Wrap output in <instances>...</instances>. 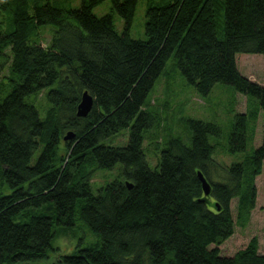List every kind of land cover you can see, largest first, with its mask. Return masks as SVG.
<instances>
[{"label":"trees","instance_id":"trees-1","mask_svg":"<svg viewBox=\"0 0 264 264\" xmlns=\"http://www.w3.org/2000/svg\"><path fill=\"white\" fill-rule=\"evenodd\" d=\"M105 1L82 0L79 8L65 9L62 0H0V10L10 14L8 26L0 27V57L9 58L11 49L10 92L3 95L0 85V165L13 189L0 197V264L50 260L52 242L76 221L98 240L53 264H264L257 236L232 257L219 249L236 234L237 223L245 228L252 218L264 138L221 174L210 141L221 134L216 123L189 120L191 145L169 138L154 169L144 146L163 122L149 96L175 57L173 67L199 96L226 84L247 98L229 138L230 152L247 150L260 114L264 119V87L240 73L236 57L264 55V0H149L146 41L130 35L139 0H109L112 12L96 16ZM114 12L125 23L122 33ZM46 26L54 28L44 47ZM85 91L95 104L79 118ZM42 93L44 116L28 101ZM126 130L127 145L105 143ZM71 131L76 137L65 141ZM118 164L120 178L95 193L96 171ZM198 172L211 183L209 200L220 211L201 201Z\"/></svg>","mask_w":264,"mask_h":264},{"label":"rangeland","instance_id":"rangeland-1","mask_svg":"<svg viewBox=\"0 0 264 264\" xmlns=\"http://www.w3.org/2000/svg\"><path fill=\"white\" fill-rule=\"evenodd\" d=\"M149 0H139L133 21L130 35L137 40H147L146 27V11ZM159 2V0H153ZM63 8L77 9L81 6L82 0H62ZM0 27H6L9 24V13L0 10ZM112 12V4L109 0L103 2L94 9L96 16H103ZM114 21L117 30L122 33L125 30L123 19L114 12ZM53 26H46L41 30L42 43L46 47L52 38ZM222 38L221 33H219ZM9 58L0 57V85L3 83V95L10 92L9 80L5 78L9 75V66L11 63V49L6 51ZM237 65L240 73L252 82L256 81L263 84L264 87V55H237ZM7 59V61H5ZM176 63L175 57H172L166 66L164 73L157 80L153 91L149 96L152 102L150 106L154 111H158L161 119H163L160 129H154L147 136L145 141V150L147 160L152 169L156 167L158 158L161 153L159 147L171 137H180L187 145H191V129L189 120H203L213 122L220 126L221 134L219 137H211L210 141L216 146V152L213 155L218 163V167H214L217 172L222 173L226 166H231L236 162H243L245 158L252 155L258 149L264 138V119L260 114L254 140L248 143L247 150L242 153H232L229 148V138L234 125V118L237 113H245L247 110V98L236 92L232 86L226 84H216L208 97H201L196 89L189 85L183 77L181 71L173 66ZM4 78V79H3ZM28 101L32 102L44 116L45 109L48 106L47 98L44 93L39 96H31ZM66 134V133H65ZM158 138V139H156ZM129 140V131H123L120 135L114 136L105 141L106 144L112 146H125ZM153 142L160 144H153ZM63 150V145L61 146ZM43 150L41 144L36 151L33 163H35ZM123 168L118 164L111 171H96L92 180L94 192L103 187L107 182L119 179L120 170ZM214 181H218L216 176H211ZM257 201L256 208L253 210L252 218L247 227L242 228L236 224V234L228 239L223 245L219 246L222 256L232 257L238 251L244 249L250 240L257 236L259 239V252L264 254V165L263 172L256 178ZM13 189L10 188L4 177V167L0 165V197L11 195ZM237 205L238 200L234 199L231 204L234 219L237 221ZM98 238L90 231L89 227L81 221H76L75 226L69 232H60L56 239L52 242V250L49 252L50 260L44 261L43 264L55 263L60 255L72 254L79 245H92ZM216 246L212 245L211 248Z\"/></svg>","mask_w":264,"mask_h":264},{"label":"water","instance_id":"water-1","mask_svg":"<svg viewBox=\"0 0 264 264\" xmlns=\"http://www.w3.org/2000/svg\"><path fill=\"white\" fill-rule=\"evenodd\" d=\"M95 104V98L89 93V91H85L82 94L81 101L77 107V116L79 118H87L90 113L92 112ZM76 137V134L74 132H68L64 140L65 141H71ZM198 176L200 178V181L202 182L203 186V192H204V198L201 199L202 202H207L210 206L216 208L218 211H220V207L218 203L212 204L209 200L211 198V190H212V185L206 178V176L202 172H198ZM127 185L132 188L133 184L131 182H127ZM27 264H32V263H27Z\"/></svg>","mask_w":264,"mask_h":264},{"label":"flooded vegetation","instance_id":"flooded-vegetation-1","mask_svg":"<svg viewBox=\"0 0 264 264\" xmlns=\"http://www.w3.org/2000/svg\"><path fill=\"white\" fill-rule=\"evenodd\" d=\"M45 260H41L40 262H35V263H32V264H43ZM47 262H49V260H47ZM49 264H52V263H49Z\"/></svg>","mask_w":264,"mask_h":264},{"label":"crops","instance_id":"crops-1","mask_svg":"<svg viewBox=\"0 0 264 264\" xmlns=\"http://www.w3.org/2000/svg\"><path fill=\"white\" fill-rule=\"evenodd\" d=\"M252 81V80H251ZM256 83H258L257 81H256ZM258 84H260L261 86L263 85V84H261V83H258ZM253 213V212H252Z\"/></svg>","mask_w":264,"mask_h":264}]
</instances>
